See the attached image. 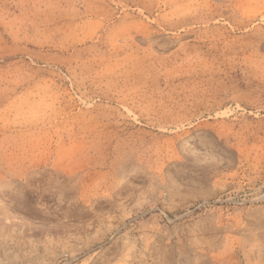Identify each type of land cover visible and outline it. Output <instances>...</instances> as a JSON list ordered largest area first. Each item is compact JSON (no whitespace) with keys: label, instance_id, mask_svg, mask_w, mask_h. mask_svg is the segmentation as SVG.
Here are the masks:
<instances>
[{"label":"rangeland","instance_id":"obj_1","mask_svg":"<svg viewBox=\"0 0 264 264\" xmlns=\"http://www.w3.org/2000/svg\"><path fill=\"white\" fill-rule=\"evenodd\" d=\"M0 264H264V0H0Z\"/></svg>","mask_w":264,"mask_h":264},{"label":"crops","instance_id":"obj_2","mask_svg":"<svg viewBox=\"0 0 264 264\" xmlns=\"http://www.w3.org/2000/svg\"><path fill=\"white\" fill-rule=\"evenodd\" d=\"M173 197H174V198H173ZM181 197L189 198L188 201L203 200V199L207 198V192H206V193H203V192H194V193L180 192V194H177V195H175V196H171L170 194L167 195L168 200H170V201L172 202V204L176 203V199L181 198ZM197 227H199V226H197ZM197 227L194 225L193 227H191V228L188 227V228H189V230H190V229L193 230V229H196ZM181 235H182V236H185V232H182V231H181V233H180L179 231H177V232L175 233V236L180 237ZM194 235H195V232H194ZM193 248H195V249H197V250H199V249L201 250V249H202L201 247H199V246L196 245V244L193 245Z\"/></svg>","mask_w":264,"mask_h":264},{"label":"built area","instance_id":"obj_3","mask_svg":"<svg viewBox=\"0 0 264 264\" xmlns=\"http://www.w3.org/2000/svg\"><path fill=\"white\" fill-rule=\"evenodd\" d=\"M201 205V204H200ZM200 205H198L195 209H197Z\"/></svg>","mask_w":264,"mask_h":264}]
</instances>
